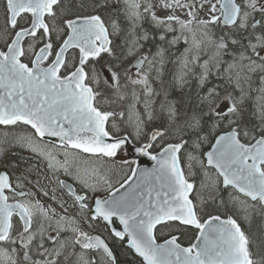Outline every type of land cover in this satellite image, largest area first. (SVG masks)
Masks as SVG:
<instances>
[{
  "label": "snow or ice",
  "instance_id": "1",
  "mask_svg": "<svg viewBox=\"0 0 264 264\" xmlns=\"http://www.w3.org/2000/svg\"><path fill=\"white\" fill-rule=\"evenodd\" d=\"M0 264H264V0H0Z\"/></svg>",
  "mask_w": 264,
  "mask_h": 264
},
{
  "label": "flooded vegetation",
  "instance_id": "2",
  "mask_svg": "<svg viewBox=\"0 0 264 264\" xmlns=\"http://www.w3.org/2000/svg\"><path fill=\"white\" fill-rule=\"evenodd\" d=\"M15 151L19 154V155H22V156H27V155H29L28 153H26V152H23L22 150H20V149H15ZM62 179H66L65 177H61ZM69 182H71V181H69Z\"/></svg>",
  "mask_w": 264,
  "mask_h": 264
},
{
  "label": "water",
  "instance_id": "3",
  "mask_svg": "<svg viewBox=\"0 0 264 264\" xmlns=\"http://www.w3.org/2000/svg\"><path fill=\"white\" fill-rule=\"evenodd\" d=\"M142 166L148 167V166H150V164H149V163H145V164L142 165Z\"/></svg>",
  "mask_w": 264,
  "mask_h": 264
}]
</instances>
